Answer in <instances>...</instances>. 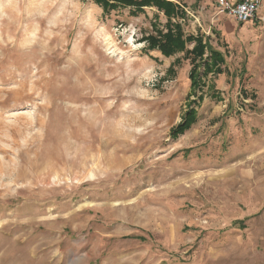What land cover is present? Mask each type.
<instances>
[{
  "label": "rangeland",
  "instance_id": "obj_1",
  "mask_svg": "<svg viewBox=\"0 0 264 264\" xmlns=\"http://www.w3.org/2000/svg\"><path fill=\"white\" fill-rule=\"evenodd\" d=\"M169 1L0 0V264H264V22Z\"/></svg>",
  "mask_w": 264,
  "mask_h": 264
},
{
  "label": "trees",
  "instance_id": "obj_2",
  "mask_svg": "<svg viewBox=\"0 0 264 264\" xmlns=\"http://www.w3.org/2000/svg\"><path fill=\"white\" fill-rule=\"evenodd\" d=\"M92 1L99 5L104 11L109 14L112 11H117L120 9H129L132 16H138L144 13L146 7H156L160 12L168 17H174L178 14V7L176 4L169 0H84ZM149 44V50H158L165 57H171L177 53L186 50L187 43L196 42L195 47L191 50H187V56L191 59L192 64H194V70L191 72L190 78L192 80V88H197L200 86V76L196 75L195 71L197 60L202 58L206 46L204 45V40L202 37L194 39L191 36L186 37L182 27L179 24H167V33L158 32L157 36H149L146 38ZM212 63L215 64H225V59L219 52L212 53ZM199 78V79H198ZM195 112L193 109L189 110L184 118V120L176 128L173 129L172 134L174 136H180L184 134L195 122ZM239 223V222H237Z\"/></svg>",
  "mask_w": 264,
  "mask_h": 264
},
{
  "label": "built area",
  "instance_id": "obj_3",
  "mask_svg": "<svg viewBox=\"0 0 264 264\" xmlns=\"http://www.w3.org/2000/svg\"><path fill=\"white\" fill-rule=\"evenodd\" d=\"M218 13L238 25L264 22L261 15L263 0H216Z\"/></svg>",
  "mask_w": 264,
  "mask_h": 264
},
{
  "label": "crops",
  "instance_id": "obj_4",
  "mask_svg": "<svg viewBox=\"0 0 264 264\" xmlns=\"http://www.w3.org/2000/svg\"><path fill=\"white\" fill-rule=\"evenodd\" d=\"M175 2H177V1H175ZM261 14L264 17V0H263L262 9H261ZM252 24H254V23H249V24H245V25H238L229 17H226V19H225V27L229 30V32L232 36L235 35V32L237 30L238 31L240 30L242 32V34L246 33V31L248 30V28ZM256 24H258V23H256Z\"/></svg>",
  "mask_w": 264,
  "mask_h": 264
}]
</instances>
